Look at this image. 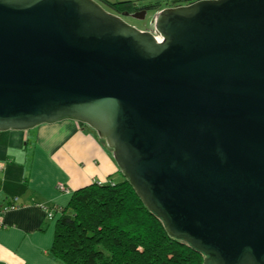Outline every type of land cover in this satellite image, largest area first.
Returning <instances> with one entry per match:
<instances>
[{"label":"water","instance_id":"water-1","mask_svg":"<svg viewBox=\"0 0 264 264\" xmlns=\"http://www.w3.org/2000/svg\"><path fill=\"white\" fill-rule=\"evenodd\" d=\"M122 16L0 0V132L87 126L204 264H264V0Z\"/></svg>","mask_w":264,"mask_h":264},{"label":"crops","instance_id":"crops-1","mask_svg":"<svg viewBox=\"0 0 264 264\" xmlns=\"http://www.w3.org/2000/svg\"><path fill=\"white\" fill-rule=\"evenodd\" d=\"M117 171L105 141L76 122L0 132V209L15 205L2 217L0 264H62L50 255L58 211Z\"/></svg>","mask_w":264,"mask_h":264},{"label":"trees","instance_id":"trees-1","mask_svg":"<svg viewBox=\"0 0 264 264\" xmlns=\"http://www.w3.org/2000/svg\"><path fill=\"white\" fill-rule=\"evenodd\" d=\"M196 1L200 0H155L142 5L99 0L116 15ZM118 172L105 182L76 190L58 211L51 257L62 264H204L205 255L171 237L164 222L146 208L125 179L115 182Z\"/></svg>","mask_w":264,"mask_h":264},{"label":"rangeland","instance_id":"rangeland-1","mask_svg":"<svg viewBox=\"0 0 264 264\" xmlns=\"http://www.w3.org/2000/svg\"><path fill=\"white\" fill-rule=\"evenodd\" d=\"M95 1L99 2V0H95ZM108 1H110V2L133 1L137 4L141 3L142 5H147L151 2H154L155 0H108ZM99 4L108 11V8L106 6H104L101 2H99ZM154 14L152 11H149L144 20H137V19H134V18L129 17V16H122V15H120V16H122V18L131 26L137 28L140 31H146V30H150L153 27L152 26V18L154 16ZM123 179H124V177L121 175L120 172H118L117 175L114 177L115 182H120Z\"/></svg>","mask_w":264,"mask_h":264},{"label":"built area","instance_id":"built-area-1","mask_svg":"<svg viewBox=\"0 0 264 264\" xmlns=\"http://www.w3.org/2000/svg\"><path fill=\"white\" fill-rule=\"evenodd\" d=\"M59 190L64 191V192L67 191L66 188L61 184L59 185ZM14 208H15V205L13 204V205L5 206L4 208L0 209V231H2L4 229V224L2 221V217H3L4 213L11 211ZM48 216L53 217V213L49 211Z\"/></svg>","mask_w":264,"mask_h":264},{"label":"flooded vegetation","instance_id":"flooded-vegetation-1","mask_svg":"<svg viewBox=\"0 0 264 264\" xmlns=\"http://www.w3.org/2000/svg\"><path fill=\"white\" fill-rule=\"evenodd\" d=\"M177 7H178V5H177ZM141 11H143V10H141ZM147 11V13L150 11V10H146ZM139 12V11H138ZM157 11H154L153 12V14L154 13H156ZM125 13H128V12H125ZM134 13H137V12H134ZM134 13H129V17H131V15H133ZM122 14H124V13H122ZM147 16V15H146Z\"/></svg>","mask_w":264,"mask_h":264}]
</instances>
